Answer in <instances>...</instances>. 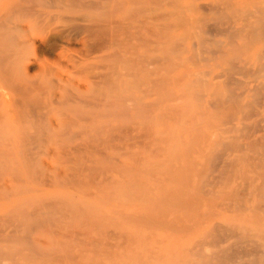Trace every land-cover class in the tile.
Segmentation results:
<instances>
[{
    "label": "bare ground",
    "instance_id": "bare-ground-1",
    "mask_svg": "<svg viewBox=\"0 0 264 264\" xmlns=\"http://www.w3.org/2000/svg\"><path fill=\"white\" fill-rule=\"evenodd\" d=\"M167 1L169 2L166 3ZM172 1L174 0H0V264H30L33 261L30 254H34V252V256L37 255L39 257L42 254L40 256L42 258L45 254V261L50 256L51 259L52 255L54 258L57 254L53 259L54 261L61 253L60 251H64L67 254L63 252L66 256L62 257L63 254L61 253L60 257L62 258L60 259L64 258L63 260L70 262V264L72 262L74 264V261L75 263L77 262L76 264H80L81 261H76L78 258L77 255L75 256L76 253L74 252L71 255V252L74 251V249L71 251L70 248L73 245L72 242H75L76 245L80 243L78 248L82 246V252L84 250L88 252L93 249L95 251L98 247L96 248L95 246L96 237L94 239L93 236L91 237V229L98 232L101 230L102 233H111L105 227V224L99 225L100 222L98 223L96 220L97 223L95 222L93 225L98 226L91 225L93 215L114 220H117L115 219L117 217L118 220L116 222L121 227H124L123 230L126 234H130L126 231L133 233L138 230L139 225L143 227L144 225L142 224H146L145 226L151 228L150 230L161 228L163 231H172L176 227L177 231L174 234H178V229H180L185 231V233L181 232V237H185L184 234L192 233L193 229L195 230L199 224L201 225V222L195 223L196 227L193 225L195 228L191 225L193 227L190 230L191 232L189 229L187 230L189 227H186L183 223L181 228H184L181 229L179 227L180 222L184 220H179L182 218H179L178 215L180 216L182 212L189 210L188 208L192 205L193 199H182V201L179 200L180 202L176 201L175 205L172 202V198L171 203L166 204L168 206H163V199L167 198V194L171 190V177L163 175L161 171H159L161 172L160 174L158 172L154 174L152 171L149 173L150 177L147 186L150 190L147 197L140 198V201L139 196L135 193L130 196L134 200V203L131 202L132 205L129 204L132 207L131 210L126 211L124 201L120 202L121 196L120 198L117 196L122 195L120 193L125 184V177L129 176L132 179L134 173L141 169L140 164H143L142 161L145 160L141 159L142 156L147 154L152 156L163 152V139L168 135V137L173 135V130H176L174 128L176 119L174 116L176 113L175 99L177 98L174 92L176 68L172 47L175 15L174 7H172L174 2L172 3ZM215 7L213 5H203L202 8L201 5L202 9L209 11L216 10L217 8ZM257 19L259 18L257 17ZM209 28L211 30H221L219 27L216 28L215 25ZM221 31L229 33L228 35H231L234 39L238 37L239 34L237 33H240L239 29L232 28V25L231 27L228 25L227 28ZM232 37H230V40L233 39ZM211 52L213 51L211 50ZM261 65L260 69L263 68L264 63H261ZM247 66L240 64L239 68L238 66H235V68L239 72H247ZM263 70L261 71L264 72ZM235 73L238 75L237 72ZM231 77L233 76L231 75ZM238 81L242 80L237 79L236 83ZM256 88L254 87V90ZM194 112L196 113V111ZM237 126L240 128V125ZM239 130L242 131V129ZM258 132L260 131L258 130ZM223 135H225V132ZM238 136L232 138V140H236V143L238 139L236 137ZM207 137L209 139V136ZM172 139L174 140L173 136L170 142L173 141ZM167 141L164 142L166 143ZM160 142L161 144H159ZM236 143L232 142L229 149L233 148L235 150L236 146L238 150L240 147H237V145L240 143ZM228 146L229 144L226 148ZM168 147L165 146L167 150L169 149ZM172 150L175 151L176 149L171 148V152ZM47 156L53 157L52 170L50 172L47 170L45 161ZM146 161L148 160L146 159ZM263 171L259 174H262ZM147 175L145 178H148ZM263 175L260 177L264 180ZM245 176L248 180L251 179L248 174H245ZM245 176L242 177L245 184L241 182L242 186L239 184V187L237 186L238 188L235 189V192L238 191L243 196L235 193L237 196L235 197L236 199H238V196L243 197L242 200L246 198V203L248 204L251 198L248 201L249 198L246 196L249 195L242 193L245 190V187L243 188L244 190L242 189L243 184L246 186L248 183ZM130 179L126 182H130ZM136 179H138V176ZM143 183L146 184L145 182ZM143 183L142 186L145 187ZM262 184L261 186L264 188L263 181ZM135 185L137 186L136 183ZM247 186L252 187V191L255 192L252 182ZM144 187L141 189H144ZM48 188H51L52 191H49ZM259 188H257L258 191L262 190L264 192L263 189ZM246 192L248 191L246 190ZM52 198H58L56 203ZM78 198L80 204L73 203ZM197 198L195 201L199 200ZM143 199H145L144 202L146 201V204ZM236 199L230 198V200H235V202ZM239 200L240 202H238ZM242 200L241 198L238 199V204L245 202ZM263 200L259 201V206L263 205L262 208H264ZM58 201H61L60 204L63 205V208L59 207V213L57 212V214L61 213V218L53 217V213H56L54 209L57 210L55 205H59ZM206 202L208 201L206 200ZM127 203L126 205H128ZM193 203L197 208L192 210L197 212L196 209L199 210L201 208L198 205L199 202ZM200 203V205H203L202 202ZM33 205L41 210L49 209L54 212L50 213L48 210V218L43 220L35 219V217H43L42 215H37L33 217L35 220H32V215L37 210V208H34L36 210L33 209V212H31V206ZM235 205L238 207L237 204ZM181 206L182 208L179 209ZM239 207H241L240 204ZM243 208L246 209L247 206H243ZM243 208L241 209L243 210ZM250 209L253 212L255 210L253 206ZM258 210L260 211V209ZM194 211H191V213L199 216V213H194ZM37 212L41 214L38 210ZM188 212L190 213V210ZM52 217L55 219L52 220ZM106 218L102 219V221H106ZM189 220L191 221V219ZM257 220L260 221L261 218ZM34 221L35 223H32ZM156 222H158L157 225ZM108 223L110 224L111 222ZM257 223L259 222L255 220V224ZM103 225L104 228H101ZM118 226L116 224V230L119 229ZM33 227L38 228V230L40 228L48 230L53 235L48 240L44 237L46 242L41 238L34 239L32 242L31 237L34 236L35 232L32 231ZM169 228H172V230ZM214 229L215 226L211 230L214 233L206 236L209 239L212 237L211 242L208 240L205 242V237L204 241H198L200 243L199 247H201L200 245L203 246L201 244L203 242L204 245L209 243L213 247V242L216 241L213 235L217 233V229L215 231ZM223 230L225 229L223 228ZM228 230L231 232L229 236L233 237L234 231H232V228ZM225 231L220 232L219 230L221 234H224ZM114 232L116 233V231ZM226 233L224 236L226 235L229 238ZM251 233H241L239 234L240 237L235 234L234 237L236 236L241 240H244L245 237L249 239L250 235H252ZM261 234L263 240H260V242H263L264 230ZM53 236L58 237L55 238ZM107 236L106 241L110 238V236ZM214 236L217 237L216 239L223 237L217 236V234ZM65 238L70 240L64 241ZM250 238L253 241L256 240L252 237ZM251 239L248 241L250 242ZM68 241L72 242L69 243ZM76 241H79V243ZM108 241V245L104 243L103 245L111 248L116 246H111L112 243L110 244ZM126 241L127 239L123 238L124 246ZM224 241L222 240L223 243ZM236 241L239 242L238 239ZM245 241H240L247 245L239 248L240 253L235 249L241 255L240 259L235 261L233 259L235 257H231L234 254H231V256H227V260L233 261L232 264H264V262L258 263V259H256L257 261L246 260L247 258L258 256L264 258V243L262 246L259 245L260 247L253 248ZM257 241H255V244H257ZM43 243H47L46 247L43 246ZM97 243L98 246L99 244L100 246L102 245L99 242ZM215 243L216 245L214 246L218 247L220 239L219 243ZM148 244L150 243L148 242ZM243 244L239 245L243 246ZM121 245L123 246V244ZM239 245L237 244L236 248ZM93 246L94 248L92 249ZM32 247L35 248V251ZM101 248L102 246L98 250L103 251V255H105L104 251L108 252H106L104 257H109L110 255L107 254H112L113 252L108 251L106 247ZM231 248L234 247L231 246ZM31 249L33 252H30L32 251ZM197 251L200 250L197 249ZM97 252L99 253V251ZM97 252L95 253L98 254ZM149 252L154 253V251ZM212 252H214V249ZM212 252H208V255H212ZM216 252L220 255L221 251L217 249ZM228 252L222 253L227 255ZM100 253L98 254L99 257L102 256V252ZM199 253L196 252V254ZM217 253L211 257L206 255L205 264H221V262L216 263L218 261ZM155 254L157 255L158 253ZM82 255L85 254L82 253ZM190 255L193 256L192 254ZM140 256L143 257V254ZM38 257L37 259H39ZM159 257L162 258V256ZM194 258L193 260L197 259ZM91 259L93 261L94 257ZM131 259L134 260V258ZM141 259H139V263H141ZM171 259L173 260V258ZM110 260L112 262V259ZM148 260L150 261V258ZM45 261L43 260L44 263L42 264H45ZM53 261L48 260V262L55 264V261ZM197 262L199 261L197 260ZM193 264H196V262Z\"/></svg>",
    "mask_w": 264,
    "mask_h": 264
},
{
    "label": "rangeland",
    "instance_id": "rangeland-1",
    "mask_svg": "<svg viewBox=\"0 0 264 264\" xmlns=\"http://www.w3.org/2000/svg\"><path fill=\"white\" fill-rule=\"evenodd\" d=\"M168 2L169 1H167L166 3H168ZM172 3H173L172 7H174L173 8L174 15H175V17H174L175 21H174L173 31H172L173 58H174V65L176 68L175 69L174 92H175L176 97L178 98V99L177 98L175 99V105H176L175 111H176V113L174 116L176 119L174 118L175 119L174 128L176 130H173L174 131L173 135H171L170 137H168L169 136L168 135L167 136L168 138L165 137L163 139V141H162L163 142L162 145L164 144L163 145V148H164L163 152H160L157 155L154 154L152 156H151V154H147V155L142 156L141 159L142 160L145 159V160L144 161L141 160L143 164H140L141 169L138 171L139 173L138 172L134 173V175L132 176V179H130L129 176H126L125 177L126 179L124 178L125 179V184L123 187L124 190L122 189L121 193L118 192L122 195H117V196H119V198L121 196L120 202L124 201V204L126 206L125 210L126 211L131 210L132 207L129 206V204H131V202L134 203V200L130 196H133L134 195L133 193H135L136 195L139 196L138 198L140 201L142 198L147 197V195H149V190H150V189H148L149 187L147 186L148 179L150 177L149 173L151 171L154 172V174L155 173L157 174V172L160 174L162 172L163 175H168L171 177V184H170V187H171L170 192L171 193L169 192L167 194V198L169 199L170 202L168 201L167 198H164L163 199L164 203H162L163 206L164 205H165L164 207L168 206L166 204L171 203L172 198H173L172 202H174L173 204H175L176 201L177 202L182 201V199L183 200H185V199L192 200L193 199L191 202L192 205L190 206V208H188L190 210V213L188 212L189 211L188 210V211L182 212L180 214V216L178 215L179 218H182V219L178 218L179 220H184L183 222L179 221L181 224V225L179 224V227L181 228L182 223H183V225H186V227H189V228H187V230L189 229V231H190L195 226L194 225L195 223L201 222V225L199 224L197 226L198 228L195 226L196 228L194 227L195 230L193 229L192 233H189L188 235L184 234L185 237H181V232L185 233V231H182L180 229H178L180 234L179 233L174 234L177 231L176 227L174 228V230H172V228H169L172 231H174L172 233V231H168V230L163 231L161 228H159L157 230L156 229L150 230L151 228H149L148 226H147L148 227L147 228L145 226L146 224H142V225H144L143 227L139 225L138 230L133 232V233H131L130 231H126V232L130 233V234H126L125 231L123 230L124 227H121L120 224H118V222H116L118 220L117 217H115V219H117V220L105 217L107 220L102 221V219H105L103 216L97 217V216L93 215L92 216L93 218H91L92 219L91 225H93V223H95L96 221L98 223L100 222L99 225L105 224V227H107L108 230L111 231V233H108L110 238H111V239L110 238L108 239L109 241L107 240L108 243H110V244L112 243L111 246L116 245L117 247L115 246V247L111 248V247L107 246L108 245L107 241H106V236L108 235L107 233L103 232L104 233V235H103L101 230H100V232H101L100 233L97 230L91 229V237L93 236V239H94V237L97 238V240L95 238L96 248L98 247V249H99L102 246V248L106 247L108 249V251H113V252H112V254H107V255H110L109 257H107V256L104 257L106 255L107 251L106 252L104 251L105 255H103V251L96 249L97 251H99V253L102 252V256L100 255L101 257H99V255H98L99 253L96 250L93 251L94 246L92 247L93 250H89L88 252L84 250V252H82L83 251V250L81 251L82 246L79 247L80 250L78 248V246L80 245L79 241H76L79 243L78 245H76L75 242L70 241L73 244L72 245L73 248H72V246L70 247L71 251H72V249H74V251L71 252L72 253L71 255H73L75 252L76 253L75 256L77 255V257H78L76 261H78V262L81 261L80 264H97V263L113 264L116 262L118 264H129V263L130 264H133V263L134 264H148V263L149 264H193L194 262H196V264H198V263L199 264H201V263L205 264L206 255L209 254L208 252L211 253L213 251V249H214V252H212V255H210V256L208 255V257L216 255V253H217L216 250L218 249L221 252H220V255L217 253L218 254V261L216 260L217 261L216 263L221 262V264H232L233 261L227 260V256H231V254H234L235 256L232 255L231 257H235V258H233L235 261L240 259L241 255L238 254L237 251H239V253H240L239 248L247 246L246 243H244L245 245L243 243H241V242H244V240H246L249 243V244L248 243L247 244L253 248L254 247H260L264 243V241L260 242V240H263L261 233L264 230V212H263L264 208H262L263 205L259 206L261 200L264 199V197H263L264 192L262 190H259L260 191L259 192L257 189V188L261 187L259 189L264 190V188L261 186L262 181L264 182L263 178H261L262 175L264 174L263 173L264 171L262 172V174H259V173H261L262 170H264L263 169V167H264V150H263L264 149V97H263L264 96V75H263V73L264 72L261 71L262 69H264V65H263V68L260 69V67L262 66L261 63L262 64L264 63V16H263L264 15V0H174V1H172ZM201 5H202V8H203V5L204 6L205 5H213L214 7L216 6L215 8H217V9L209 11L206 9H202ZM218 6H219V8H218ZM216 12H217V14H215ZM257 13L258 14L260 13V15H258ZM257 17L259 19H257ZM214 25L216 26V28H218V27L221 28V30L227 28L228 25H229V27H231V25H232V28L234 27V29H239L240 33L238 32L237 33V34H239L238 37L236 39H234V37H232L231 35H228L229 33H227V32H223L221 30L219 31L218 29H215V30L212 29L211 30V28H209V27L214 26ZM237 34H235V35L237 36ZM229 36L232 37L233 39L230 40ZM234 41H235V43H234ZM211 50L213 52H211ZM238 54H239V56H238ZM237 57L238 58L240 57V58L238 59ZM200 58L202 61L200 60ZM235 58H236V60H234ZM240 64L248 65L247 66L248 71L247 72L246 71L245 72L237 71L235 66L236 67L238 66V68H239ZM233 65H235V66H233ZM232 68L234 71L236 70L235 72H237L238 75H236V73L232 70ZM249 70L251 71V73H249L250 72ZM230 74L233 77H231ZM243 75H245L244 76L245 78L243 77ZM233 78L236 80H234ZM179 79H180V81H179ZM237 79H240L242 81H238L237 82L238 84H237L236 83ZM239 82H241V83H239ZM244 82H246V83H244ZM260 82H262V84H260ZM255 83H257V84H255ZM176 85H178V86H176ZM262 86H263V88H262ZM254 87H257V88L254 90ZM253 90H254V92H252ZM240 94H241V97H240ZM258 97H260V98L258 99ZM233 99H234V101H233ZM194 111H196V113L197 112H199V113L196 115V113ZM200 112H201V114H200ZM206 115H207V117H206ZM181 117H182V119H181ZM237 125H240V128ZM246 126H248V127L245 128ZM239 129H242V131H240ZM234 130H235V132H234ZM258 130L260 132H258ZM224 132H225V135H223ZM227 132H230V133H227ZM240 132H242V133H240ZM183 133H184V135H183ZM237 133H239V134H237ZM175 135H177V136H175ZM172 136L174 138V140L172 139L174 141V144H173V141L170 142ZM207 136H209V139ZM235 136H238V137H236V139L237 138L239 139V140L237 139V143H240V144H238L240 146L237 145V147H240V148H238V150L236 149V146H235L237 144L236 140L235 139L232 140V138H235ZM177 137H178V140H177ZM167 139H169V140L167 141ZM164 141H167V142L165 143ZM232 142L236 143L234 145L235 150H237L236 152H232V151H235V150H233V148L229 149L230 144ZM190 143H192L193 145ZM223 143H224V146L226 143L225 147L223 146ZM227 143L229 144L228 148H226L228 145ZM159 144H161V142ZM165 146H167V147L169 146L168 150H170V151H168L165 148ZM170 146H172V147H170ZM232 146H233V144H232ZM171 148H175L176 150L175 151L172 150V152H171ZM180 149H181V151H180ZM165 150H166V152H165ZM167 151H168V154H167ZM175 155H177V156H175ZM146 159L148 161H146ZM257 159H259V160H257ZM191 160H193V161H191ZM254 160H255V162H254ZM45 161L47 164L46 165L47 170H48V172H50L52 170L53 157L47 156ZM143 165L146 167L143 168L144 167ZM191 165H192V168H191ZM247 169H249V170H247ZM255 169H256V171H255ZM144 170H145V172H144ZM159 171H161V172H159ZM172 172H174V173H172ZM140 173H141V175H139ZM146 173L149 175H147ZM191 173H192V175H190ZM186 174H187V176H185ZM245 174H248V176H250L251 179L248 180V178L245 176ZM146 175L148 176V178H145ZM256 175H257V177H256ZM137 176H138V179H136ZM244 176L247 178V179L246 178L245 179L248 180V183L246 184V186L244 185L245 183L242 180V179H244V178H242ZM133 177L135 180L133 179ZM128 178L130 179V182H126V181H129ZM189 178H191V179H189ZM254 178H259V179L254 180ZM139 180H141L142 182ZM143 182H145L146 184H144ZM241 182L244 183L242 189L245 187V190L243 189L244 191L242 193H244V195L248 194L250 197L249 196H246V197L249 198L248 201L250 200V198H251V200L249 201L250 204L249 203L247 204L246 198H244L245 200H242L243 197L238 196V199L241 198L242 201H245L243 203H239L241 205V207H239L238 202H240V200L238 201V199H236L237 196L235 195V193L237 194L238 191L235 192V189L239 187V184ZM251 182L253 183V186L255 187V192L252 191V187L247 186ZM135 183L137 184V186L135 185ZM142 183H143V185H145V187L142 186ZM241 184H240V186H242ZM138 185H140V186H138ZM143 187H144V189H141ZM135 188H136V190H135ZM145 188H147V189H145ZM48 190L52 191L51 188H48ZM246 190L248 192H246ZM174 191H176V192H174ZM195 192H196V194H195ZM226 192H227V194H225ZM252 192H253V194H251ZM232 193H234V194L232 195ZM259 193H260V195H259ZM125 194H127V195H125ZM191 195L192 196L195 195V196L192 197ZM237 195L243 196V194H239V193ZM178 197H179V199H178ZM196 197H198L197 199H199L200 201L199 200L195 201ZM230 198L236 199V202H235V200H230ZM52 199L55 200L54 202L56 203L58 198H52ZM208 199H210V200H208ZM144 200L145 199H143V202H144ZM206 200L208 202H206ZM165 201H166V203H165ZM60 202L61 201H58V204H59V205H57L58 207L55 205V208H57L58 211L53 208L54 211H56V213L53 210L42 209V210H44V211H42L41 209H39L38 207H36L34 205L31 206V212H33L34 208H37V210L39 212H41V214L40 213L38 214L37 210L34 209V210H36V213L34 211L35 214L32 215V220H35V219L43 220L45 218H48L49 217L48 216L49 214L47 213L48 210L50 211V213L54 212L53 217L61 218V216H62L61 213L57 214V212L59 213V207L63 208V205L60 204ZM143 202H141V203L143 204ZM193 202H199L198 205L201 208H199V210L196 209L197 212L192 210L193 208H197L194 206ZM200 202H202L203 205H200L201 204ZM73 203H79L80 204L79 198L74 200ZM126 203L128 205H126ZM144 203L146 204V201ZM235 204H237L238 207H236ZM242 204H244V205H242ZM179 205H181V204H179ZM128 206H129V208H128ZM243 206L244 207L247 206V208L244 209ZM252 206L255 208L254 212L251 211V209H250ZM96 207H98V206H96ZM181 208H182V206L179 209H181ZM239 208L241 211L238 210ZM241 208H243L244 211ZM258 209H260V211ZM191 211H194V213H199V216H198V214L193 215V213H191ZM235 211L236 212L238 211V212L236 213ZM42 212H45V213H43L44 215L42 214ZM188 213H189V216H188ZM200 213H202V214H200ZM241 213H243V214H241ZM204 214H205V216H203ZM213 214H214V216H213ZM37 215H39V216L42 215L44 218L41 217L42 218L41 219V218L35 217V219H34L33 217L37 216ZM51 216H52V214H51ZM192 216H194V217L192 218ZM215 216H217V217H215ZM53 217L51 218L52 220L55 219V218L53 219ZM149 217H151V216H149ZM188 217H190L189 219H191V221L188 219ZM151 218H154V217H151ZM258 218H261L262 221L257 220ZM108 220H110V221H108ZM154 220L156 221V219H154ZM197 220H199V221H197ZM255 220H256V222H259V223L255 224ZM108 222H111V223L109 224ZM32 223H35V221ZM217 223H219L218 227H217ZM114 224H115V226H116V224L119 225L118 230H116V227L114 226ZM157 224H158V222H156V225ZM191 225L192 226L194 225V226L192 227ZM93 226H98V225L94 224ZM214 226H215L214 231L217 229V231H216L217 236L218 235H220L221 237L223 236L222 237L223 239L218 237L220 239V243H219V239H216L217 237L214 236L216 234H214L213 237H214V240H216V241L212 240V241H214L213 242L214 248L212 247V244H209V243L208 244L205 243V245H204V242L201 244H203V246H205V247H203L202 245H200L201 247H199L198 245L200 243H198V241L202 242V241H204V238L207 235L210 236V233L213 234L214 232L211 230L213 229ZM220 226L221 227L224 226L223 228L225 230H226V228H227V230L229 228H232V231H234V233L237 231V233H235V234H237L236 236H238V237H240L239 234H241V233L252 232L251 233L252 235H250V237H252L253 239H256L255 241H257V240H259V241H257L256 242L257 244H255V241H253L250 237H249V239H251L250 242L248 241L249 240L248 238L246 239V237L244 240H241V239L237 238L236 236L234 237V235H235L234 233L232 234L233 237L231 235H230L231 236L230 237L229 234L231 232L228 230V232L226 233L227 230L226 231L223 230V228H221ZM236 226H238V227L235 228ZM152 227H154V226H152ZM91 228H93V227H91ZM101 228H104V225ZM183 228L184 227H182L181 229H183ZM32 229H33L32 230L33 232L35 231L34 236L32 234L33 237H31L32 242L34 239H37V238H41L46 242L45 238L48 240L51 238V235H53L52 233L48 232V230H44L42 228H40L38 230V228L36 229L35 227H33ZM219 230H220V232L225 231V233L229 236V238L226 235L224 236L225 233L221 234L219 232ZM110 231H108V232H110ZM114 231H116V233ZM207 232H209V234H207ZM204 233H206V234H204ZM115 234H116V236H115ZM123 234L125 235V237ZM109 236H107V237H109ZM117 236H118V239H117ZM148 236H149V238H148ZM247 236H249V235H247ZM253 236H255V237H253ZM259 236L261 239L259 238ZM53 237L57 238L58 236H53ZM123 238L127 239V241L125 242V246H124ZM65 239H64V241L70 240L69 238H65ZM211 239H212V237L210 239H209V237H206L205 242H207V240L210 241ZM237 239L239 240V242L236 241ZM146 240L150 244H148V242ZM222 240L223 241L225 240L224 243L222 242ZM96 241L101 243L102 245L100 246V244H99V246H100L99 247L98 243ZM136 241H137V243H136ZM235 241L237 242L236 245L237 244L238 245L243 244V246L239 245L240 247L237 246L238 248H236V245L234 244ZM251 241H253V242H251ZM215 242L219 243L220 247L218 245H217L218 247L214 246V245H216ZM103 243L107 244V245H103ZM145 243L148 245H146ZM195 243H196V245H194ZM43 244H44L43 246L46 247L47 243H43ZM121 244H123V246ZM120 245H121V247H120ZM230 245L234 248H231ZM145 246H147V247L145 248ZM118 247H120V248H118ZM195 247H197V248H195ZM32 248H34V247H32ZM192 249H193V251H192ZM197 249L200 251H197ZM211 249H212V251H211ZM224 249H226V250L224 251ZM228 249H230V250H228ZM233 249L234 250L236 249L237 251L235 250V252H234ZM33 250L35 251V248ZM33 250L30 252H33ZM80 251L83 254H85L86 256L82 255V253ZM149 251H154V253L149 252ZM227 251H229L228 254H230V255L223 254V253H227ZM60 252L63 254L62 257L66 254L64 251H60ZM95 252H97L98 254H96ZM184 252H185V254H184ZM190 252H194V253H190ZM196 252L197 253L200 252L199 254L201 256L199 254H196ZM204 252L205 253L207 252V253L205 254ZM151 253H153V254H151ZM155 253H158V254L156 255ZM31 254H30L31 260H33V261L30 264H42V263H44L43 260L45 261V259H44L45 254L43 255V258H42V257H40V256H42V254L39 255V253L36 252V254L39 255V257L36 255L39 259H37V257L34 256L35 252H34V254L33 253H31ZM60 254H59V256L56 257V260H54L55 262L53 261V259L55 258V256L57 254L53 258V255L51 253V255H52L51 259L52 260L50 259L51 256L48 258V260L53 261L55 264H70V262H68V261L65 262L63 260L64 258L60 259V258H62V257H60ZM142 254H143V257L140 256ZM174 254H175V256H174ZM189 254H192L193 256H191V255L189 256ZM48 255H46V256H48ZM95 255H97V256H95ZM137 255H138V257H137ZM198 255L201 258H199ZM202 255H203V258H202ZM223 255H225V257H223ZM139 256H140V258H142L141 260L143 262H148V263H143L142 261H141V263H139V259H140ZM159 256H162V258H160ZM71 257H73V256H71ZM92 257H94L93 261H91ZM155 257H157V259H155ZM192 257L193 258L195 257L197 259L193 260ZM57 258H59L58 259L59 262L57 261ZM131 258H134V260H132ZM149 258H150L151 262L148 260ZM171 258H173V260ZM228 258L230 259V257H228ZM110 259H112L113 263L111 262ZM200 259H202V260L200 261ZM256 259H258V261ZM37 260H39V261H37ZM48 260H46L47 264H53V263L48 262ZM65 260H68V259H65ZM189 260H191V261H189ZM197 260L199 262H197ZM246 260H250V261L256 260L258 263L264 262V258H261L259 256L247 258ZM46 261H45V264H46ZM133 261H135V262H133ZM203 261H204V263H203ZM76 263L74 261V264H76ZM72 264H73V262H72Z\"/></svg>",
    "mask_w": 264,
    "mask_h": 264
}]
</instances>
